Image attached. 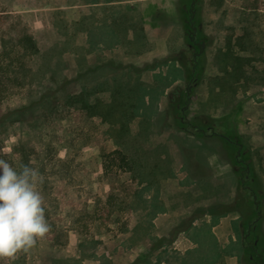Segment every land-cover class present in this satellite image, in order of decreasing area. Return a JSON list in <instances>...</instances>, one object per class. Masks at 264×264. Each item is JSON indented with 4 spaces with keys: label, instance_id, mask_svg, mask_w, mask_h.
I'll return each instance as SVG.
<instances>
[{
    "label": "rangeland",
    "instance_id": "rangeland-1",
    "mask_svg": "<svg viewBox=\"0 0 264 264\" xmlns=\"http://www.w3.org/2000/svg\"><path fill=\"white\" fill-rule=\"evenodd\" d=\"M94 1L0 0V46L19 45L16 69L0 67V158L39 171L50 225L0 264H222L209 235L225 216L264 253V0H178L148 41L130 43L144 57L98 39ZM27 34L37 51L20 45ZM240 147L259 214L244 204ZM239 264H255L249 250Z\"/></svg>",
    "mask_w": 264,
    "mask_h": 264
},
{
    "label": "crops",
    "instance_id": "crops-1",
    "mask_svg": "<svg viewBox=\"0 0 264 264\" xmlns=\"http://www.w3.org/2000/svg\"><path fill=\"white\" fill-rule=\"evenodd\" d=\"M176 1L178 0H106L102 2L95 0L94 2L97 6L95 14L100 13L101 19H98L94 14L95 22L93 24L94 27L100 25V29L105 30L98 34V39H101V41H108L109 44L106 45L108 47H122L126 50L130 49L125 52L127 56H129L130 53L131 55L136 54L135 56L144 57L147 51L144 49H137L133 52L131 50L130 43L135 44L140 41H148V26L158 28L161 25V20L155 17L156 13L160 12V14H164V16H167L166 14H168V16H171V14L176 15V8L178 9ZM137 11H141V13H137ZM134 12H136L137 15H135ZM131 13L135 15V19H132ZM82 17H84V19H82ZM82 17L78 20L82 22V25H84L85 22H87L86 15H83ZM171 26L174 28V25ZM85 30L87 31L88 29L85 28ZM101 33L105 34L101 35ZM163 37L166 40L167 35H164ZM134 46L135 48H138L136 45ZM170 47L172 49H176L177 45H170ZM166 48L169 51L166 50L162 53L165 56L172 51L167 45ZM224 166L227 165L224 164ZM221 174L223 173H217L216 175ZM207 175L203 174L201 177L206 178ZM206 189L208 192L207 194L211 195L209 185H207ZM230 217L231 216L222 217L214 225L211 223V219H207L213 226L214 233L216 234L215 236L212 233L209 237L217 244V247L220 248L219 251L221 252L222 264H239L240 253L243 254L246 252V238L241 229L242 221L238 220V216ZM197 218H199V216ZM202 219L206 220V218ZM228 221H230V224H233L232 228L230 227L228 229L226 225V222ZM194 224L198 226L197 221L194 222ZM197 226L193 225L189 230L194 241L199 243L200 246L203 245L204 232H201L200 234L196 232V235L194 232ZM240 229L241 233L239 232ZM182 240L183 238L179 237L176 241L182 242ZM196 246H198V244ZM196 246H189L186 250L190 248L193 253L207 252L205 248ZM207 254L209 255V253Z\"/></svg>",
    "mask_w": 264,
    "mask_h": 264
},
{
    "label": "clouds",
    "instance_id": "clouds-1",
    "mask_svg": "<svg viewBox=\"0 0 264 264\" xmlns=\"http://www.w3.org/2000/svg\"><path fill=\"white\" fill-rule=\"evenodd\" d=\"M42 183L37 169L20 164L17 170L0 158V260L28 251L50 231L38 189Z\"/></svg>",
    "mask_w": 264,
    "mask_h": 264
},
{
    "label": "trees",
    "instance_id": "trees-1",
    "mask_svg": "<svg viewBox=\"0 0 264 264\" xmlns=\"http://www.w3.org/2000/svg\"><path fill=\"white\" fill-rule=\"evenodd\" d=\"M198 0H191V7L192 8H195V4H197ZM193 9H191V13H193ZM192 17H193V14H192ZM23 41L24 44H20L21 46L25 47V49H30L31 51H37V46H36V42H35V39H34V36L32 34H27L24 36L23 38ZM19 47V45L17 44H9L8 42L6 44L3 43V46L1 45L0 46V67H4V64L6 67H9L12 71L16 69V65L18 64V60H19V49H17ZM26 49V50H27ZM26 53H28L26 51ZM232 54V59L234 60V63L232 62V67L234 68V71H239L240 69L242 70V68H239V65L237 64L238 63V59H239V56L236 55V53H234V51L232 50V52H230ZM233 71V72H234ZM10 83H13L15 80V78L11 79L9 78L8 79ZM1 83V82H0ZM3 91L4 89H0V100H2L3 98ZM14 113V112H13ZM10 116L9 115H1L0 116V125L3 124V122H5L6 120H8ZM183 120L185 121L186 118L184 117ZM218 123H214V125H217ZM213 127L211 126V129ZM125 162L127 163L128 161L125 159ZM237 162H239L241 165H240V168H241V172L238 173L239 175V178H240V182H241V187H242V192L246 193L247 197H245L247 200H246V203L244 204H251L252 203V199L251 197L249 198V194L248 192H251L252 191V187H250L249 185V181L251 179V176H249V169H250V165L248 163V161H245L243 160L242 158H237ZM251 170V169H250ZM251 190V191H250ZM239 198H241L240 194L239 196L237 197V199L233 202V205L235 204V206L239 209V210H244L242 207L240 208L241 205H239L238 201H239ZM237 202V203H236ZM244 202V201H243ZM253 206L255 207V213H260V204H261V201H259V199H257L256 197H254V200H253ZM239 205V206H238ZM227 208H230L228 205H226ZM218 208L216 206V209H212V208H209V213L211 214H222V213H225L229 210L225 209L222 211V213H219V211H217ZM243 213V211H242ZM198 215L195 214L194 215V219L197 218ZM245 235V238H246V249L250 251V259L254 261L255 264H264V253L260 252L256 246H250L249 243L247 242V233L244 234ZM145 260L142 259V258H139V259H136L134 261L133 264H144Z\"/></svg>",
    "mask_w": 264,
    "mask_h": 264
},
{
    "label": "flooded vegetation",
    "instance_id": "flooded-vegetation-1",
    "mask_svg": "<svg viewBox=\"0 0 264 264\" xmlns=\"http://www.w3.org/2000/svg\"><path fill=\"white\" fill-rule=\"evenodd\" d=\"M208 128L211 129V126H209ZM186 129H187V128H186ZM202 131H203L204 133H206L205 129L202 130ZM212 132L215 133L214 130H213ZM221 137H224V138L228 139V140L231 141L232 143L234 142V143L239 144V142L233 140L230 136L226 135L225 133H224V135L221 136ZM240 153H241V147L238 149L237 158H240ZM243 160H244V159H243Z\"/></svg>",
    "mask_w": 264,
    "mask_h": 264
},
{
    "label": "water",
    "instance_id": "water-1",
    "mask_svg": "<svg viewBox=\"0 0 264 264\" xmlns=\"http://www.w3.org/2000/svg\"><path fill=\"white\" fill-rule=\"evenodd\" d=\"M219 135L223 136V135H224V133H219Z\"/></svg>",
    "mask_w": 264,
    "mask_h": 264
}]
</instances>
